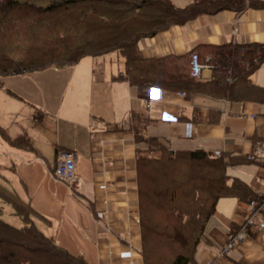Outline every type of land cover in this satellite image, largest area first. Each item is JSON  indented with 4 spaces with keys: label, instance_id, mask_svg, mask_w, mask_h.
Instances as JSON below:
<instances>
[{
    "label": "crops",
    "instance_id": "obj_1",
    "mask_svg": "<svg viewBox=\"0 0 264 264\" xmlns=\"http://www.w3.org/2000/svg\"><path fill=\"white\" fill-rule=\"evenodd\" d=\"M202 15L206 17L204 22L199 21ZM206 22L209 28L204 25ZM228 41L264 43V7L247 6L239 12L221 10L201 14L184 24L171 25L153 36L142 38L138 44L145 56L161 57L171 53L186 54L201 43ZM80 70L79 76L73 74L67 82L68 100L63 114L60 110L49 114L46 106L29 103L43 108L36 109L37 114L33 115L36 124L30 125L27 122L29 117L17 114L8 119V113L4 111L10 109L3 106L0 127L10 138L26 136L30 144L14 146L0 134V182L26 198L32 208L48 220H42L46 226L56 227L45 233L58 245L67 247L65 232L71 227L81 229L87 226L90 230L87 235L96 236L98 264H128L117 254L125 244L137 251L135 264H143L137 222L136 155L137 150L145 148L146 144L137 140L135 130L139 129L146 137H158L172 150L203 149L211 154L220 150L221 154L246 155L260 146L264 157V102L228 101L199 93L187 96L183 90L157 87L141 94L135 85L107 70L99 74L93 66ZM256 70L250 79L264 86V73L261 75ZM25 73L18 74L25 76ZM18 74L9 79L15 91L18 88L11 81L17 83L14 79L20 78ZM210 76L211 69L205 66L196 79ZM12 92L22 99L21 94ZM8 97V93L0 92V98ZM10 101L9 98L6 103ZM143 116L147 120H143ZM46 120L58 127L51 162L48 161L50 155L42 146H37L27 132L32 126L45 125ZM59 122L68 126L70 134L60 132ZM63 149L75 153L76 181L72 187L56 179L52 172L57 152ZM228 167H238L244 175L238 178L259 192L261 201L264 200L262 161L251 159ZM241 204L244 205L240 206L235 197L217 200L215 211L205 224L204 238L197 246L195 262L190 264L204 260H210L212 264H264V227L249 226L247 239L236 244L227 254L220 253L228 234L239 227L243 219L245 202ZM78 206L80 209H76ZM74 210L81 214L75 216ZM260 219L264 220V207L256 215V220ZM109 249L115 253L112 258L108 256Z\"/></svg>",
    "mask_w": 264,
    "mask_h": 264
},
{
    "label": "trees",
    "instance_id": "obj_2",
    "mask_svg": "<svg viewBox=\"0 0 264 264\" xmlns=\"http://www.w3.org/2000/svg\"><path fill=\"white\" fill-rule=\"evenodd\" d=\"M247 6L263 8L264 0H191L184 6L171 0H0V75L70 65L83 56L114 50L124 61L118 78L135 85L141 94L157 87L183 90L187 96L199 93L261 103L264 86L252 82L250 76L264 62V43L196 45L191 51L211 69L207 79L190 76L191 51L145 56L138 44L198 15L239 12ZM135 132L137 140L146 144L136 155L143 264H162L163 257L166 264L194 263L205 224L219 198L261 202L250 185L226 171L228 165L250 161L246 155L172 150L156 136L146 137L139 129ZM0 134L14 146L30 144L24 135L10 138L1 127ZM0 200L22 220L14 225L0 215V264H89L29 220L25 205L48 222L26 198L2 182Z\"/></svg>",
    "mask_w": 264,
    "mask_h": 264
},
{
    "label": "rangeland",
    "instance_id": "obj_3",
    "mask_svg": "<svg viewBox=\"0 0 264 264\" xmlns=\"http://www.w3.org/2000/svg\"><path fill=\"white\" fill-rule=\"evenodd\" d=\"M171 1L177 6H184L191 0ZM205 19V15L199 16V21L204 22ZM204 25L206 26V28H209L207 22ZM89 66L96 67L97 74H99L102 70H107V72L118 75V73L123 70L124 61L123 57L118 52L113 50L97 56H85L84 58H81L78 62L73 64V66L72 64L61 67L50 66L39 71L25 73V76L18 74L20 78L14 79L17 81V83L11 81L13 82V84H15V86H17L18 91H15L16 89H13L10 86L9 82V79H13L12 77L16 76L17 74L7 76L0 75V92L2 91L5 95L6 93H8L9 97L7 99H11L9 103H6L7 99L0 98V117H2L1 114L4 110L3 106L5 105L10 109L9 112L4 111L5 113H8V119H13L18 114L20 117H29V119H27V122L30 125H35L36 123L33 120V115L37 114L35 111L36 109L40 108V105H38L39 108H36L29 103L42 104L46 106L48 113L50 112L49 114H55L59 110L63 111L62 114L65 113V102H67L68 100L66 87L68 80L73 74L79 76L80 72H82L80 68H88ZM73 67H75L74 70ZM263 71L264 63L256 70V73H260L261 75H263ZM12 91L21 94L23 96L22 99L20 97H17L16 94H13ZM40 109L43 108L41 107ZM50 117L52 116H46V118ZM1 122L6 121L1 119ZM59 125L60 132H62L64 135L70 134L71 131L68 129V126H63L64 123L62 122H59ZM39 128L32 126L30 128H27V132H29L32 140L36 141V145L39 147L42 146L46 151V154L50 155L48 157V161L51 162L54 151L53 143L55 141V136H57L55 132H57L58 127L56 124L53 123L52 125V123L46 120L45 125L40 126ZM237 168L238 167H228V174L237 177L239 175L244 176L241 170ZM1 178L2 177L0 176V179ZM77 208L80 209L79 206L76 207V209ZM24 209L27 217H29V220L34 221L38 228L42 231L46 232L49 229L54 231L56 229L55 226H46V223H44L40 219V217H37L29 212V208L26 205L24 206ZM73 212H75V216H79L81 214L79 210H74ZM0 215L3 219L13 223L14 225H20L22 223V220L13 213L12 207L8 203L2 202L1 200ZM64 218L68 217H66L65 215ZM137 222H139L140 225V221L138 220ZM88 231L90 230L87 226H84L81 229H78L76 227H71L70 229H68L65 232V243L67 245V247L65 248H67L73 254L83 256V258L86 259L89 264H98L99 252L96 243V236L95 238L89 237L87 235ZM140 253L142 256V252ZM38 258L41 261L44 260L42 256H38ZM161 263L166 264V257L161 258ZM49 264H52V262Z\"/></svg>",
    "mask_w": 264,
    "mask_h": 264
},
{
    "label": "built area",
    "instance_id": "obj_4",
    "mask_svg": "<svg viewBox=\"0 0 264 264\" xmlns=\"http://www.w3.org/2000/svg\"><path fill=\"white\" fill-rule=\"evenodd\" d=\"M207 66L196 51H191L189 55V73L190 76L196 78L201 74L202 69ZM182 93V92H181ZM183 94V93H182ZM214 156H220V150L213 151ZM248 159H259L264 163V157L262 154V148L258 146L253 151L246 154ZM53 175L56 179L64 183L68 187H72L76 181L75 175V153L69 149L59 150L55 159V163L52 169ZM260 194L259 192H257ZM244 204H241L242 206ZM245 209L243 210L242 221L239 224V228L235 231H231L227 236V241L225 245L220 249L221 254H227L229 250L234 247L239 242H243L247 239V228L249 226H256L257 229H262L264 227V220H256V215L258 211L264 207V200L258 202L253 199L249 202H245ZM139 219L137 218V221ZM135 251L132 247L125 244L123 248H120L118 251V256L127 260L128 264H135ZM112 249L108 250V256L112 258L114 256ZM199 264H212L210 260H204L199 262Z\"/></svg>",
    "mask_w": 264,
    "mask_h": 264
},
{
    "label": "water",
    "instance_id": "obj_5",
    "mask_svg": "<svg viewBox=\"0 0 264 264\" xmlns=\"http://www.w3.org/2000/svg\"><path fill=\"white\" fill-rule=\"evenodd\" d=\"M159 92V91H158Z\"/></svg>",
    "mask_w": 264,
    "mask_h": 264
}]
</instances>
